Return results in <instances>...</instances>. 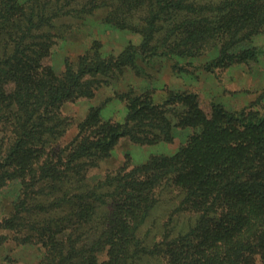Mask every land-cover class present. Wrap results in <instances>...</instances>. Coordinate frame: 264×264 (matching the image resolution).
Segmentation results:
<instances>
[{
	"label": "trees",
	"instance_id": "16d2710c",
	"mask_svg": "<svg viewBox=\"0 0 264 264\" xmlns=\"http://www.w3.org/2000/svg\"><path fill=\"white\" fill-rule=\"evenodd\" d=\"M96 8H107L108 21L116 16L117 26L129 24L141 41L114 58L104 59L98 53L83 56L76 70L68 68L57 79L51 68L40 62L49 49L50 28L60 16L88 14ZM261 32L264 0H0V125L7 129L5 136L10 143V151L0 159V184L21 178L28 191L33 183L36 186L40 182L41 190L58 191L63 202L71 200L75 207V228L71 242L66 244L67 255L49 264H135L132 260L136 253L158 249V244L143 249L134 233L152 206L151 189L160 182V174L149 180L135 176L128 185L117 184L115 192L106 189L108 194L114 193L112 212L108 213L112 225L104 232L97 231L92 216L94 210L103 207L108 194L101 192L96 199L91 191L69 189L72 183L82 182L90 159L106 155L118 137L129 135L137 141L148 137L144 122L154 125L151 111L155 107L132 95L127 122L120 129L109 132L100 126L92 139L77 134L64 167L50 173L42 167L36 169L31 155L34 145L65 123L58 114L60 104L90 95L96 75L123 67L139 71V58L196 56L206 47H215L218 54L206 64L207 69L244 61L255 57L259 49L254 45L234 46ZM214 112L234 123L235 145L226 147L215 142L214 130L208 126L171 158L179 160L174 182H185L182 204L199 210L200 215L187 236L178 243H165L171 246L167 249L169 260L171 264H264V118L251 113L234 116L221 107H215ZM130 119L135 122L130 124ZM86 123L80 124V133ZM241 139H248L247 144ZM242 153L245 158L240 160L238 155ZM27 175H32L29 182L24 179ZM33 205L28 207L24 195L6 226L15 229L24 224L22 212L41 211L42 202L38 207ZM39 222H32L31 228L36 229ZM194 234L196 244L184 242ZM42 236L46 242H57L55 234ZM103 250L107 258L100 260L97 253Z\"/></svg>",
	"mask_w": 264,
	"mask_h": 264
},
{
	"label": "rangeland",
	"instance_id": "374dc122",
	"mask_svg": "<svg viewBox=\"0 0 264 264\" xmlns=\"http://www.w3.org/2000/svg\"><path fill=\"white\" fill-rule=\"evenodd\" d=\"M108 16L107 8H96L92 13L56 18L54 28H50L49 49L40 61L42 65L50 67L52 74L60 79L68 68L76 70L83 56L98 53L104 59L114 58L127 46L139 44L141 36L136 30L129 24L117 26L116 16L112 17V22L108 21ZM250 39L234 47L257 46L259 52L255 57L212 69L205 68L206 64L218 53L215 47L211 50L206 47L196 56L139 58L137 72L123 67L104 76L96 75L91 94L63 101L58 114L65 123L56 127L53 135L45 136L39 145H34L33 166L53 173L64 167L73 149L72 139L77 134L92 139L100 126L109 132L120 129L127 122L129 97L135 95L140 101H150L155 110L151 111L154 125L144 122L148 137L140 141L129 135L118 137L106 155L90 159L92 162L83 170L82 182H74L69 187L72 191H91L98 199L97 194H108L106 189L115 192L117 184L128 185L135 176L149 180L160 174V182L151 189L152 206L134 233L135 241L142 248L151 249L158 244V249L149 252L143 248L145 251L133 256L135 264H171L167 251L171 246L165 243L181 240L195 226L200 211L182 204L185 182L180 185L174 182L179 174L176 170L179 160L171 158L208 126L214 130L215 142L226 147L235 145L231 126L234 123L226 117L215 116L214 108L221 107L234 116L251 113L255 118H264V32ZM85 120L87 123L80 133L79 126ZM6 130L0 125V159L10 151ZM241 140L245 145L248 142V139ZM238 158L243 160L245 156L242 153ZM45 178L50 180V177ZM24 179L29 182L32 175ZM39 184L33 183L28 191L24 190L25 182L21 178L0 184V264H49L52 259L67 255L66 244L71 242L75 228V207L71 200L63 202L58 191H43ZM112 194L105 197L101 209L94 210L92 218L97 231L104 232L112 225L108 214L112 212ZM24 195L28 207H34L33 204L38 207L42 202L41 211L22 212L24 224L10 228L5 222L15 216V204ZM36 221H40L38 227L31 228V223ZM42 233L55 234L57 242H46ZM185 239L182 240L191 246V242L196 244L197 241L195 234ZM58 246H62L63 251ZM79 257L74 259L79 260ZM97 257L106 259V250L97 253Z\"/></svg>",
	"mask_w": 264,
	"mask_h": 264
}]
</instances>
